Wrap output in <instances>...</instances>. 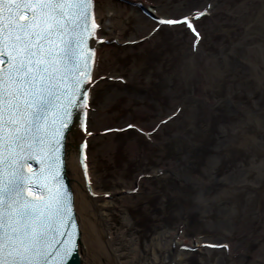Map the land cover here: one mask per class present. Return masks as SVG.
Masks as SVG:
<instances>
[{
    "label": "rangeland",
    "instance_id": "rangeland-1",
    "mask_svg": "<svg viewBox=\"0 0 264 264\" xmlns=\"http://www.w3.org/2000/svg\"><path fill=\"white\" fill-rule=\"evenodd\" d=\"M112 1L129 16L100 56L85 142L96 185L122 191L115 239L136 264H167L171 244L168 264H264V0H139L195 30Z\"/></svg>",
    "mask_w": 264,
    "mask_h": 264
},
{
    "label": "snow or ice",
    "instance_id": "snow-or-ice-1",
    "mask_svg": "<svg viewBox=\"0 0 264 264\" xmlns=\"http://www.w3.org/2000/svg\"><path fill=\"white\" fill-rule=\"evenodd\" d=\"M91 8L92 0H0V264H66L76 248L65 231L73 212L61 147L91 79Z\"/></svg>",
    "mask_w": 264,
    "mask_h": 264
},
{
    "label": "bare ground",
    "instance_id": "bare-ground-1",
    "mask_svg": "<svg viewBox=\"0 0 264 264\" xmlns=\"http://www.w3.org/2000/svg\"><path fill=\"white\" fill-rule=\"evenodd\" d=\"M138 2L140 1L135 0L137 6L146 9V7ZM93 3L95 6L93 9L94 22L98 27L94 28L96 33L91 43L96 53L94 54L92 61L93 66L91 68L92 75L89 91H91L92 86L99 82L103 75L106 74V71H100V56L103 51L108 52L110 44L121 39L125 30L123 20L129 16L128 9L116 6L113 4L112 0H108L107 7L110 12L105 21L102 22L98 17L95 0H93ZM145 12L158 22H164L166 20L177 21L185 18H158L151 12H148L147 9ZM187 18L191 21L192 15L187 16ZM182 21L186 22L185 20ZM134 39L136 38L130 40ZM121 42H124V40H121ZM87 136V133L81 131L75 136H73L72 133L68 134L65 150V169L74 195L73 210L80 231V239L78 242L79 262L80 264H136L135 259H137V256H139L141 251H139L137 247H134L133 241H128L125 245L122 244L121 241H117L114 237V230L109 222L113 197L117 194H122V191H106L96 185L95 173L88 160H86V172L82 169L78 152L79 147L77 145L78 142L81 143L83 140L87 139ZM103 201L104 204H101L100 202ZM124 220L127 223V226H129V217L127 214L124 216ZM127 229H129V227H127ZM170 234L175 242L173 243L174 246L178 243L183 249L186 248L189 250L200 247V242L194 239L185 240L182 237L180 239L176 237L177 234L174 235L171 232ZM171 248L172 244L170 245V254L167 256V264L170 262L169 257L172 256L173 253ZM133 255L134 258L132 257Z\"/></svg>",
    "mask_w": 264,
    "mask_h": 264
},
{
    "label": "water",
    "instance_id": "water-1",
    "mask_svg": "<svg viewBox=\"0 0 264 264\" xmlns=\"http://www.w3.org/2000/svg\"><path fill=\"white\" fill-rule=\"evenodd\" d=\"M87 55L89 56V59H90V55L89 54H87ZM88 63H89V61H88ZM85 84H86V82L82 86L81 93H86V95H87V91L85 89ZM83 99H84V96L78 93L74 106L72 108H70V111L72 113V118L67 123L66 129L64 131V137H63L62 147H61V159H63V157H62L64 154L63 153V151H64L63 147L66 146L65 139H66L68 133H72L73 136L77 135L78 132L80 131L82 125L85 122V110H84V102H83L84 100ZM77 146L79 147L78 152L80 153L81 161H83V157H82L83 147H82V145H79V144ZM32 166H33L35 171H39L40 167H41L40 161L38 159H33ZM60 174L64 178L63 182L69 184V179L66 176V170H65V166L63 163L61 164ZM73 225L76 226V223L74 222L73 219L68 221V223L66 225V232L73 233ZM74 229H76V228H74ZM76 235H77V232L75 234L73 233V236H72V240L75 243V245H76V242L78 239V237H75ZM60 239L62 241V238H60ZM60 249H61V245L58 244L56 246V250H60ZM66 264H80L78 256H77L76 248L73 251V253L71 254V257L67 260Z\"/></svg>",
    "mask_w": 264,
    "mask_h": 264
}]
</instances>
